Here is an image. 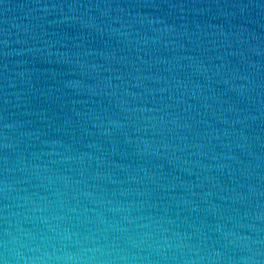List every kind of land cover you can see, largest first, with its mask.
Masks as SVG:
<instances>
[{
	"label": "water",
	"instance_id": "obj_1",
	"mask_svg": "<svg viewBox=\"0 0 264 264\" xmlns=\"http://www.w3.org/2000/svg\"><path fill=\"white\" fill-rule=\"evenodd\" d=\"M0 264H264V220L107 133L0 91Z\"/></svg>",
	"mask_w": 264,
	"mask_h": 264
}]
</instances>
